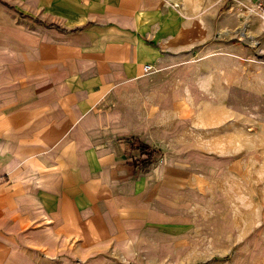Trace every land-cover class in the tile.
<instances>
[{"label": "crops", "instance_id": "obj_1", "mask_svg": "<svg viewBox=\"0 0 264 264\" xmlns=\"http://www.w3.org/2000/svg\"><path fill=\"white\" fill-rule=\"evenodd\" d=\"M228 4L0 0V18H11L0 25V264H51L41 260L55 254L93 264L131 236L183 235L186 181L199 186L202 160L216 163L223 126L224 154L243 167L248 128L230 123L227 101L200 102L211 77L199 59L235 20ZM259 23L248 41L256 52ZM129 137L163 154L138 168Z\"/></svg>", "mask_w": 264, "mask_h": 264}, {"label": "rangeland", "instance_id": "obj_2", "mask_svg": "<svg viewBox=\"0 0 264 264\" xmlns=\"http://www.w3.org/2000/svg\"><path fill=\"white\" fill-rule=\"evenodd\" d=\"M235 1L224 0L229 4L227 9L222 8L235 20L219 34L218 45L202 53L199 59L201 75L211 77L210 82H206L210 90L200 95V102L206 107L213 100H225L232 107L234 116L230 123L248 128L249 155L246 162L242 167L240 157L234 161L230 154H224L226 127L216 130V163L208 157L202 160L199 186L196 183L189 186L186 181L185 193L188 188L194 192L189 198L191 204L187 202L190 226L185 228L184 234L176 237L131 236L128 241L100 252L96 262L91 263L264 264V50H252L248 42L253 34L251 31L262 25L247 11V7L258 0ZM10 20L0 18V25ZM246 29L250 31L248 38L240 39L237 31L247 33ZM1 33L2 30L0 42H5ZM219 89L226 92L227 99H213L209 95L210 91L218 92ZM212 136L213 132L201 133L202 140ZM209 149H212L210 145L202 144L204 153ZM231 150L234 155L239 152L234 147ZM62 259V255L55 254L51 259L41 261L65 264ZM70 261L69 264L90 262L76 256Z\"/></svg>", "mask_w": 264, "mask_h": 264}, {"label": "trees", "instance_id": "obj_3", "mask_svg": "<svg viewBox=\"0 0 264 264\" xmlns=\"http://www.w3.org/2000/svg\"><path fill=\"white\" fill-rule=\"evenodd\" d=\"M132 150H138L139 155L133 159L136 167L141 168L153 163L158 156L163 154L160 149L152 148L150 145L142 142L137 138L125 139Z\"/></svg>", "mask_w": 264, "mask_h": 264}, {"label": "built area", "instance_id": "obj_4", "mask_svg": "<svg viewBox=\"0 0 264 264\" xmlns=\"http://www.w3.org/2000/svg\"><path fill=\"white\" fill-rule=\"evenodd\" d=\"M236 1H239V0H236ZM247 8H248V10H247L248 14L250 16L256 17L264 26V0H258L253 5L248 6ZM246 32L248 33L247 29H246ZM254 44L258 45V41H254ZM151 69H152V66L149 65V64H146L144 66V70L145 71H148V70H151Z\"/></svg>", "mask_w": 264, "mask_h": 264}, {"label": "bare ground", "instance_id": "obj_5", "mask_svg": "<svg viewBox=\"0 0 264 264\" xmlns=\"http://www.w3.org/2000/svg\"><path fill=\"white\" fill-rule=\"evenodd\" d=\"M240 34H241V33H240ZM241 35H242L243 37H248V33H244V32H243Z\"/></svg>", "mask_w": 264, "mask_h": 264}]
</instances>
